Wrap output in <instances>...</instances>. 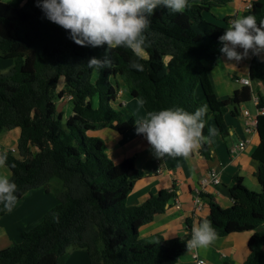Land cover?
<instances>
[{
    "label": "trees",
    "instance_id": "trees-1",
    "mask_svg": "<svg viewBox=\"0 0 264 264\" xmlns=\"http://www.w3.org/2000/svg\"><path fill=\"white\" fill-rule=\"evenodd\" d=\"M230 1L194 0L190 9L175 14L157 8L148 17L141 72L130 67V60L137 59L130 49L76 44L70 30L45 18L37 0H0V58L14 61L7 73H0V133L21 130L17 150H7L10 180L18 186V201L40 187L58 198L38 224L24 231L21 242L0 250V264H63L69 249L87 251L91 264H176L189 251L190 221L181 237L158 235L153 243L140 237V228L164 213L176 193L163 189L141 205H128L136 180L146 172L136 167L134 157L115 163L105 141L88 132L109 127L124 134L135 125L132 115L113 107L118 86L112 78L119 76L146 116L166 108L194 112L206 107L202 135L208 139L200 142V152L210 158L209 142L229 134L225 114L239 116L241 106L252 99L249 86L219 99L211 79L223 55L219 37L238 14L222 23L205 14ZM240 15L264 19V0L253 1ZM106 55L110 66L100 68L93 81L96 68H89L88 61ZM253 73L264 79V60L255 59ZM61 78L65 84L57 91ZM199 88L202 100L196 97ZM66 96H71L74 109L64 121L57 99ZM211 117L215 131L208 126ZM210 130L214 135L209 136ZM257 130L260 143L253 156L260 163L261 191L247 188L236 176L230 186L232 206L223 208L213 196L200 194L210 206L204 220L212 223L218 237L253 232L243 264H264V114L257 118Z\"/></svg>",
    "mask_w": 264,
    "mask_h": 264
},
{
    "label": "crops",
    "instance_id": "crops-1",
    "mask_svg": "<svg viewBox=\"0 0 264 264\" xmlns=\"http://www.w3.org/2000/svg\"><path fill=\"white\" fill-rule=\"evenodd\" d=\"M253 1L255 0H231L226 6L213 8L208 14L211 20L222 23L226 16L240 15L245 9V4ZM257 58L264 60V53L256 55L250 51L248 56L239 62L228 61L224 55H221L217 66L211 71L212 83L219 99H228L237 89L245 86L240 82L242 77L250 79L252 99L241 106L239 116H232L231 113L225 114L229 134L225 138L209 142L210 158L201 154L200 143L187 159L170 156L157 157L146 137L136 132V124L146 117L145 108L138 107L128 85L119 76L112 78V82L118 86L116 101L119 102V106L115 105V107L120 108L121 105L130 109L136 120L135 125L124 134L109 127L88 133L105 141V151L115 163H120L128 157H134L136 167L146 172L143 177L136 180L132 192L128 195L127 204L141 205L152 194H158L163 189H175L176 193L172 201L167 204L164 213L156 215L152 222L140 228V237L153 243L158 235L169 239L184 236L187 233L188 221L192 229L194 226L198 227L202 220L210 214V206L203 197H201L202 204L200 206L196 204L197 189L206 195L213 196L223 208L230 207L234 203L230 186L236 176L242 177L243 184L247 188L256 191L260 189L257 179L260 163L253 156L260 143V136L257 127L252 133L246 131L247 121L258 118L255 98L257 97L259 102L264 103V79L253 73V62ZM1 62L4 67L11 64L10 60H0V67ZM98 70L94 71L93 81H96L99 76L100 70ZM196 97L199 100L204 98L201 88L196 91ZM66 101L68 104L59 109L64 112L65 120L69 118L74 109L71 98L68 97ZM244 108L249 110V116L243 114ZM208 126L213 131L217 130L213 117L209 119ZM20 133V128L0 133V149L15 152ZM242 140H248L245 149L232 155V148ZM33 151L37 152L38 148L33 147ZM211 169L219 172L221 182L217 185L211 183L201 187L202 177ZM0 174L11 178L12 171L5 166L0 168ZM176 200L179 201L180 207H177ZM57 203L56 194L48 192L44 187L28 191L11 212L0 215V250L21 242L24 231L38 224L45 213ZM252 234V231H245L218 237V240L207 249L195 248L184 253L176 264H193V252L195 251L210 264H224L225 261L230 264H243L249 254L248 241ZM81 261L82 264H91L85 250L74 249L71 254L68 252L63 258V264H81Z\"/></svg>",
    "mask_w": 264,
    "mask_h": 264
},
{
    "label": "clouds",
    "instance_id": "clouds-1",
    "mask_svg": "<svg viewBox=\"0 0 264 264\" xmlns=\"http://www.w3.org/2000/svg\"><path fill=\"white\" fill-rule=\"evenodd\" d=\"M194 0H37L44 16L50 22L69 31V38L81 46L108 49H130L137 59L130 60V67L143 71L139 62L146 46L145 31L148 17L159 7L171 13H183L193 6ZM220 52L228 61H241L251 51L264 53V19L259 22L255 15H237L219 37ZM242 49L243 51H239ZM107 55L104 59L91 58L89 68L110 66ZM206 107L194 112L181 107L151 111L136 124L137 134H143L157 157L189 158L198 143L208 137L202 135L205 126ZM214 133L209 132V136ZM8 151H0V168L8 165ZM18 186L6 175L0 174V211L11 212L18 203ZM218 240L212 223L204 220L194 226L188 249H207Z\"/></svg>",
    "mask_w": 264,
    "mask_h": 264
},
{
    "label": "built area",
    "instance_id": "built-area-1",
    "mask_svg": "<svg viewBox=\"0 0 264 264\" xmlns=\"http://www.w3.org/2000/svg\"><path fill=\"white\" fill-rule=\"evenodd\" d=\"M246 9H249L252 7V3L249 2L246 4ZM240 82L245 85V86H250L251 83H250V79L247 78V77H242L240 79ZM71 98V96H68ZM255 103L257 105V116H259L260 114H264V107H259V100L258 98L256 97L255 98ZM243 114L245 116H249L250 115V112L248 109L244 108L243 109ZM257 127V120L256 119H252V120H249L247 121V128H246V131L248 133H252L255 128ZM248 140H242L238 143V145L234 148H232L231 150V154L232 155H236L237 153H239L240 151H243L246 147V144H247ZM221 182V177H220V174L218 171H216L215 169H211L208 171V173L206 175H204V177H202L201 179V187H205L206 185L208 184H219ZM173 191H175V189H172ZM201 190L200 189H197L196 192H195V201H196V204L198 206H200L202 204V198H201ZM176 205L177 207H180V203L179 201L176 200ZM195 249V248H194ZM194 249H189V250H194ZM193 264H210L204 257L200 256L198 252H193Z\"/></svg>",
    "mask_w": 264,
    "mask_h": 264
},
{
    "label": "rangeland",
    "instance_id": "rangeland-1",
    "mask_svg": "<svg viewBox=\"0 0 264 264\" xmlns=\"http://www.w3.org/2000/svg\"><path fill=\"white\" fill-rule=\"evenodd\" d=\"M205 17L206 18H208V19H210L211 17H210V15L209 14H205ZM0 60H3V61H6V60H10L11 61V64L9 65V66H7V67H4V65L2 64L3 62H1V67H0V73H7L11 68H12V66H13V64H14V61H13V59H3V58H0ZM99 71V70H98ZM64 84H65V79L64 78H61V80L59 81V85H58V88H57V91H60V89L64 86ZM68 98V96H66V98L65 99H62V98H59V99H57V105H58V109H61V108H63V107H65L66 106V104H68V102L66 101V99ZM135 101H136V103L139 105L138 107L139 108H141V109H144V107H143V105L141 104V102L137 99V98H135V97H132ZM62 99V100H61ZM65 100V101H64ZM63 102H65V104H63ZM249 103V102H248ZM115 105H118L119 106V102H117V101H113V107H115ZM251 105V104H250ZM116 108V107H115ZM117 109H121L123 112H125L127 115H132V111H130V109H128V108H124L123 106H121L120 105V108H117ZM67 110V109H66ZM66 112H68V111H66ZM67 114H69V113H67ZM68 116V115H67ZM64 121H66L65 119H63ZM17 155V154H16ZM261 189V188H260ZM260 189H258V191H256V190H254V191H256V192H260L261 190ZM51 193H54L53 191H51ZM74 251V249H69V253L71 254L72 252ZM71 260V259H70ZM81 264H82V261H81Z\"/></svg>",
    "mask_w": 264,
    "mask_h": 264
},
{
    "label": "water",
    "instance_id": "water-1",
    "mask_svg": "<svg viewBox=\"0 0 264 264\" xmlns=\"http://www.w3.org/2000/svg\"><path fill=\"white\" fill-rule=\"evenodd\" d=\"M257 132H258V130H257Z\"/></svg>",
    "mask_w": 264,
    "mask_h": 264
}]
</instances>
